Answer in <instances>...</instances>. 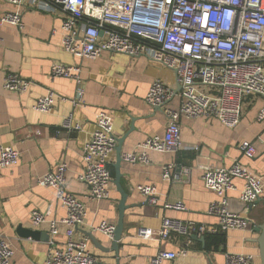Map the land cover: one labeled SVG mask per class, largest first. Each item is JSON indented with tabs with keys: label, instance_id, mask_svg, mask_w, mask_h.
Here are the masks:
<instances>
[{
	"label": "crops",
	"instance_id": "crops-1",
	"mask_svg": "<svg viewBox=\"0 0 264 264\" xmlns=\"http://www.w3.org/2000/svg\"><path fill=\"white\" fill-rule=\"evenodd\" d=\"M21 11L23 27L0 23V145L14 147L20 152L19 163L0 167V236L13 248L12 264H43L49 252L50 238H34L19 233V227L49 234V221H57L59 233L56 244L66 242V207L57 199L55 189L41 186L38 179L66 163L67 189L76 194L86 206L85 222L76 230V237L86 240L97 257L96 264H147L160 251H180L181 264H226L227 253H250L253 264H262L256 227L264 219V194L257 207L249 211L253 223L246 230H230L226 242L208 249L206 237L189 241L183 236L161 240L159 229L163 217L215 225L217 217L209 214L210 204L218 194L204 186L202 174L207 166L230 167L240 161L252 171L264 175V121H257V113L264 105L260 98L246 101L243 116L233 128L217 118H181L182 146L176 152L149 151V164L131 163L115 151L110 169L113 179L120 173L121 187L115 183L107 199L87 198L89 187L79 180L84 171L83 147L96 129V116L107 111L113 120V132L121 141V155L133 152L150 136L164 135L167 117L160 108L145 102L151 83L156 79L177 87L176 73L163 63L146 55L129 56L106 52L98 59L76 57L62 47L64 14L43 12L33 4L20 8L0 0V16L5 12ZM55 65H77L85 89L84 102L75 104L77 84L71 78L51 77ZM18 73L34 82L29 91L18 93L6 90L5 76ZM49 90L56 99L48 112L35 110L36 101ZM63 97V98H62ZM180 98L170 101L177 108ZM72 114L82 124L81 131L61 129L63 118ZM251 142L257 148L254 158L241 152V142ZM173 164L172 179L163 178L164 167ZM236 190L227 192L231 206L242 211L240 191L243 180L235 179ZM139 185H154L160 203H146ZM125 198L127 209L124 230L119 241V260L110 249L112 238L95 230L103 220L118 224L120 201ZM165 203L181 207H166ZM40 211L47 221L35 225L33 211ZM164 264H170L165 262Z\"/></svg>",
	"mask_w": 264,
	"mask_h": 264
},
{
	"label": "built area",
	"instance_id": "built-area-1",
	"mask_svg": "<svg viewBox=\"0 0 264 264\" xmlns=\"http://www.w3.org/2000/svg\"><path fill=\"white\" fill-rule=\"evenodd\" d=\"M21 8L35 4L46 13L58 10L64 14L62 21V47L76 57L98 59L106 52L129 56L146 55L163 63L176 73L177 87L163 80H154L145 102L163 109L167 117L164 135L150 136L139 143L133 152L123 154L131 163L149 164V151L176 152L182 146L181 118H217L228 127L241 120L246 101L260 98L264 101V0H4ZM0 23L23 27L21 11L5 12ZM103 31V34L101 32ZM77 65H55L51 77L71 78L77 84L75 104L84 102L85 89ZM34 82L18 73H8L3 81L6 90L24 93ZM180 98L177 108L170 101ZM54 90L40 97L35 105L39 112L50 111L56 99ZM63 98V97H62ZM257 121H264V105L257 113ZM61 129L81 131L82 124L72 114L63 118ZM118 139L113 132V120L105 110L96 116V129L83 147L84 171L79 180L89 187L87 198H109L114 179L110 169L111 155L116 151ZM243 155L254 158L257 148L251 142H241ZM20 152L12 146L0 145V167L17 165ZM173 164L164 167L163 178L171 180ZM66 163L58 165L38 179L41 186L55 189L57 199L66 207V242L56 244L59 233L57 221H49V252L43 264H96L98 259L90 251L86 240L76 237L77 228L85 222V203L66 186ZM235 179L243 180L240 191L242 211L232 208L227 192L236 190ZM204 186L216 192L218 199L209 207V214L217 217L215 225L163 217L159 229L161 240L176 236L227 233L246 230L253 223L249 211L257 207L264 194V175L236 161L230 167L207 166L202 174ZM149 204L160 203L154 185H139ZM166 207H181V203H165ZM32 221L39 225L45 221L40 211H33ZM116 223L103 220L95 230L113 238ZM180 251H160L147 264H181ZM13 248L0 236V264H12ZM250 253H227L226 264H253Z\"/></svg>",
	"mask_w": 264,
	"mask_h": 264
},
{
	"label": "water",
	"instance_id": "water-1",
	"mask_svg": "<svg viewBox=\"0 0 264 264\" xmlns=\"http://www.w3.org/2000/svg\"><path fill=\"white\" fill-rule=\"evenodd\" d=\"M101 34H103V31L101 32ZM118 143H121V141L118 140ZM116 151L119 153V155H120L119 157L121 158V156H123V155H121V153H120V151H121L120 145L117 146ZM121 178H122V175L120 173H117L116 177L114 179V183L117 186V189L120 192H122L123 194H125L122 187H121ZM125 202H126L125 198H123L120 201V204H119L120 216H119L117 228H116L114 237L112 238V243H111L110 249L105 250L106 252L114 251L115 256L118 260H119V251H120L119 241L121 240L122 235H123V230H124L123 219H124L125 211L127 209ZM146 203L149 204L147 199H146ZM256 231L259 233L257 243L259 244L260 258H261L262 264H264V221L256 227ZM19 233H21L22 235H26V236H32L34 238H45V237L50 238V234L47 235V233H44L42 231H39L36 229H30V228H23L22 226L19 227ZM194 238L197 239L198 236H194ZM201 240L204 241L205 237L203 236L201 238Z\"/></svg>",
	"mask_w": 264,
	"mask_h": 264
},
{
	"label": "trees",
	"instance_id": "trees-1",
	"mask_svg": "<svg viewBox=\"0 0 264 264\" xmlns=\"http://www.w3.org/2000/svg\"><path fill=\"white\" fill-rule=\"evenodd\" d=\"M226 242V233H214L206 236V247L208 249L212 247H218L220 244Z\"/></svg>",
	"mask_w": 264,
	"mask_h": 264
},
{
	"label": "rangeland",
	"instance_id": "rangeland-1",
	"mask_svg": "<svg viewBox=\"0 0 264 264\" xmlns=\"http://www.w3.org/2000/svg\"><path fill=\"white\" fill-rule=\"evenodd\" d=\"M263 221H264V219H263Z\"/></svg>",
	"mask_w": 264,
	"mask_h": 264
}]
</instances>
